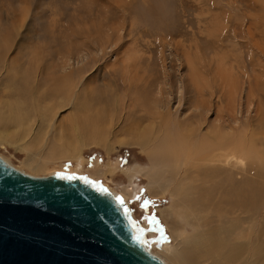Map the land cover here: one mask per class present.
I'll use <instances>...</instances> for the list:
<instances>
[{
	"label": "rangeland",
	"instance_id": "obj_1",
	"mask_svg": "<svg viewBox=\"0 0 264 264\" xmlns=\"http://www.w3.org/2000/svg\"><path fill=\"white\" fill-rule=\"evenodd\" d=\"M0 57V155L11 164L33 175L79 172L125 195L150 248L169 264H264L262 162L250 159L242 167L241 159H232L230 182L241 195L249 189L248 204L208 202L198 188L216 177L193 167L178 183L175 159L157 157L154 169L140 146L125 142L135 136L127 130L132 122L133 128L153 123L148 113L156 104L165 123L170 115L189 120L201 110L208 129L228 99L216 103L209 92L203 99L197 89L218 85L219 92L221 66L237 83V120L230 121L238 134L251 131L255 149L264 147V0H0ZM13 76L24 82L25 106L8 96L6 82ZM222 89H228L226 82ZM90 95L106 101L91 104ZM95 113L104 121L94 119ZM86 121L97 136L86 131ZM157 123L155 131L163 133V122ZM38 151L47 164L30 168L26 158ZM109 163L117 171L109 172ZM186 185L198 190L187 191ZM172 199L179 217L167 212L164 218L160 208L168 209ZM194 218L205 221L200 231L213 226L227 231V247L238 246L245 262L238 256L214 263L204 252L197 255L182 235L174 236L184 226L193 236Z\"/></svg>",
	"mask_w": 264,
	"mask_h": 264
},
{
	"label": "water",
	"instance_id": "obj_2",
	"mask_svg": "<svg viewBox=\"0 0 264 264\" xmlns=\"http://www.w3.org/2000/svg\"><path fill=\"white\" fill-rule=\"evenodd\" d=\"M98 181L33 175L0 156V264H167L125 200Z\"/></svg>",
	"mask_w": 264,
	"mask_h": 264
},
{
	"label": "bare ground",
	"instance_id": "obj_3",
	"mask_svg": "<svg viewBox=\"0 0 264 264\" xmlns=\"http://www.w3.org/2000/svg\"><path fill=\"white\" fill-rule=\"evenodd\" d=\"M0 63H1V57H0ZM225 72H226V69H223V68H221V66H218L217 77L220 80V86L222 85L223 86L222 88H224V84L226 82V87L228 89L225 90V89L220 88L221 90H219V92H218V89L216 88L218 85L217 86L213 85V87H210V89H209V88H205L207 86L206 84L203 87H200L197 89L196 95L198 97L203 98L209 92L210 93L209 97L211 98V100L213 99L216 103H219L223 99H225V100L228 99L227 103L225 104L224 109L219 107L216 110L217 117L213 123L211 122V125L208 126V124H207L208 129L204 130V123L202 121H206L207 119L201 110L200 111L194 110L193 112H191L187 117V118H189V120H181V118H180L181 116L171 118V115H170V118L169 117L167 118L168 119L167 123H165L164 122V118H166L165 113H162L160 110H157L158 105L156 104L155 105L156 110L151 109L152 111L150 113H148L149 120H152L153 123H151L148 128H141L139 123L134 120L136 122V124L138 123L139 127L135 126L136 128L135 127L133 128L132 127L134 125V124L132 125L133 122L130 124L132 126L129 125L127 127V130L129 131V133H135V136L132 138V140H127L125 142L130 143V144H136L137 146H140L151 157L150 162H151L152 168H154V169L159 166V162H158L157 157H161L163 159L168 158V159H171L172 161L175 159L174 166L176 165L177 171H178V174L176 173V175H179V177H180L178 179V183L183 182L182 177H184V175L193 167L195 169H201L202 168V169L206 170L207 172H209L208 173L209 176L216 177L217 179H215L214 181H211V182H206V186H201L200 188H198V186H196V187L193 186V187L189 188V186H187V185H189L188 183L186 185V188L184 187L185 189H187V191H191L192 189H194V190L200 189L201 192H203V195L200 194L199 196L204 198V200H206L208 202L209 201L211 202L212 200L214 202H221V201L225 202L226 201L228 203L230 202L231 204L232 203L239 204L242 202L245 203V201H246L248 204V200L250 199V196H251L249 189H247V190L244 189V191L241 195L239 193L240 190L237 189L236 183L233 181H232L233 183L230 182L229 177L231 175L235 174V172L233 170V166L235 165V161L233 162L232 159L237 158V159H235L236 161L238 159H241L240 164L242 167L245 165V162L250 160V159H253L255 162L259 160L260 162L263 163V164H260V165H262L260 167L264 169V147H260L259 149H255V147H254V143H255L254 140L255 139H254L251 131L248 130L245 133L243 132L244 134L243 133L238 134V132H237L238 128L230 121V118H232L231 120L236 119L234 116H235V105L237 102V100H236V93H237L236 84L237 83L234 82V79L232 77V73L230 71H229L228 75H226ZM20 77L24 78L25 85H27L28 80H27L26 76H24V77L20 76ZM228 78H229L230 82L228 81ZM8 81H9L8 83L6 82V84H7L6 86L8 87V89H10V92H11V93L8 92V96L14 97L18 101L17 106H19V107L25 106L24 103L27 102L28 99H27L25 90H23V88H22V84H24V82L20 83L17 79H15L14 76L9 78ZM94 95H96V94H94ZM89 98H90L89 102L91 104H93L92 102H94V104H95V102H98L99 104H104L106 101V99H103L104 97H102L100 99H96V96L90 95ZM238 101H239V99H238ZM147 103H150L149 99H147ZM14 105H16V104H14ZM6 107H9V105L6 104ZM196 109H198V108H196ZM131 112H132V109H131ZM131 112L128 113V115L132 114ZM262 112H261V114H262ZM97 114H99V115H97ZM158 114H159V116H158ZM95 115H96V118L93 115H92V117H94V119H96V120L98 119L97 121H99V119H101L103 117L102 113H95ZM100 116H102V117H100ZM86 117L89 119V116H86ZM134 118L136 119L135 116L133 117V119ZM159 119L163 122V125L161 126L163 133H159V131H155L156 130L155 125H158L157 121ZM193 119H195L196 121L198 119L199 120H198V122H196ZM191 120H193V122H191ZM103 121H104V119H103ZM85 123H87L86 126H84V127H86V131L89 132L93 136H97L96 131L89 125L90 122L86 121ZM241 123L242 122H240V124ZM227 126H228V128H227ZM78 129H79L78 126L75 125L74 130H78ZM167 134H170V137ZM131 137H132V134H131ZM94 139H96V137ZM94 139H93V141H94ZM256 139H258V138H256ZM258 140H260V139H258ZM95 141H97V140H95ZM256 142H257V140H256ZM82 143H85V142H81V144ZM105 150L107 151V153H111L113 150L112 144L107 145L105 147ZM0 156L3 157L2 155H0ZM79 157L83 158V156H79ZM5 160L7 162H9L7 159H5ZM44 160L45 159H44V156L42 155V152L38 151V152H34V153H29V156H27L25 163L30 168L38 169V168L47 164V163H45ZM217 162H219V163L217 164ZM9 163L11 164V162H9ZM207 163H209V164H207ZM256 163L259 165L258 162H256ZM97 164H99V162ZM221 165H224L225 169L221 168V170H220L219 167H221ZM117 168H118V165L116 163L115 164L109 163L107 165V170L111 173H113L114 171H117ZM122 169L127 173H131L127 167H122ZM134 170H136V168ZM177 171H175V172H177ZM66 172H69V171H66ZM139 172H140V170H139ZM222 172H229V174L227 173V174L223 175V174H221ZM75 173H79V172H75ZM203 175H205V174H203ZM218 177H220V178H218ZM149 178H151V177L149 176ZM180 179H181V181H179ZM151 182H153V181H151ZM176 182H177V180H176ZM131 183H132V181H131ZM151 186H153V185H151ZM158 186L160 188L161 187L163 188V183H161ZM153 187H150V190H151L152 194H155L154 193L155 188H153ZM203 187H205V188H203ZM107 188L110 190L111 193L116 194L112 189H110L109 187H107ZM238 194H240L241 198L238 196ZM243 194H245V195H243ZM246 194H249V195H246ZM120 196L125 200V203H127L129 208L131 209V205H130L129 201L125 198V195H120ZM179 207L180 206L178 204V201H175L174 199H172L171 205L168 208L169 210L164 209V208H160V213H161L162 217L166 218V216L168 214L167 212H169V213L171 212L173 217L178 218L179 217V215H178L179 214L178 213ZM131 214L135 218V216H134L135 214L133 211L131 212ZM168 215H170V214H168ZM186 217L188 218V216H186ZM169 218H170V216H169ZM135 220H136V218H135ZM195 220L198 221L197 218ZM209 221H211V219ZM206 222H207V219H206ZM245 222H247V221H245ZM193 223H194L193 226L195 228V233L193 234V236L188 235L186 233V230L188 229L187 226H184L183 230H181V231H174L173 230L174 231L173 234H174V236L182 235L187 243H191V245L196 246L197 250L196 249L195 250L197 252V255L199 253L201 254V252H204V254L208 255L210 258H212V259L214 258L213 259L214 263H215V261H217V262H221L223 260L229 261V259L237 258L238 256H239V258H241V260H239L240 262H242V263L245 262L243 260L244 252L242 254V252L238 246H235L232 248L227 247V243L231 238L227 237L228 232L223 231L224 229L223 228L221 229V226H213L215 224V222H214L212 225L213 227L207 228L205 231H200L203 226H206V225H203L205 223V221L202 222V220H200L198 222L194 221ZM189 224H191V223H189ZM209 226H211V224H209ZM231 233H233V232H231ZM147 247L150 249V251L152 253L156 254L164 262H166L165 259H163V256L159 254L160 253L159 251L156 252L150 248V245L148 242H147ZM202 247H205V248L202 249ZM162 248H164L165 250H169L166 247H162ZM206 255H205V257H206ZM207 260H209V259H207ZM231 261H232V259H231ZM166 263L169 264L168 262H166ZM189 264H193V263L190 262Z\"/></svg>",
	"mask_w": 264,
	"mask_h": 264
},
{
	"label": "snow or ice",
	"instance_id": "obj_4",
	"mask_svg": "<svg viewBox=\"0 0 264 264\" xmlns=\"http://www.w3.org/2000/svg\"><path fill=\"white\" fill-rule=\"evenodd\" d=\"M117 199L120 201L121 204H124V200H123V198H119V197H118ZM147 203H148V202L146 201V202H145V206H147Z\"/></svg>",
	"mask_w": 264,
	"mask_h": 264
}]
</instances>
